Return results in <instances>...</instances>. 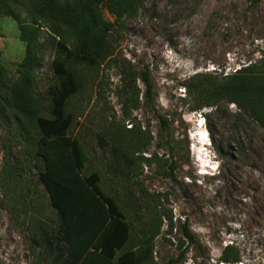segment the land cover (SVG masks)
Segmentation results:
<instances>
[{
	"label": "rangeland",
	"instance_id": "1",
	"mask_svg": "<svg viewBox=\"0 0 264 264\" xmlns=\"http://www.w3.org/2000/svg\"><path fill=\"white\" fill-rule=\"evenodd\" d=\"M13 5L21 22L0 15V71L8 86L19 78L26 54L24 28L33 25L30 6ZM105 17L115 20L108 12ZM44 26L33 89L39 115L50 117L52 91L62 83L56 63L64 56L59 37ZM65 41L74 47L68 31ZM112 44L114 54L105 62L73 65L81 89L68 112L74 115L70 134L88 154L84 174H101L102 189L132 226L128 247L153 237L147 264H228L222 253L235 243L238 264H264V127L233 103L192 111L185 90L197 73L231 76L250 64L264 71V0H143L136 14L115 23ZM130 65L151 72V108L125 88L122 73ZM137 85L144 90L141 80ZM36 129L34 120L0 107V264H63L60 220L38 177ZM5 163L16 171L10 181L16 207L10 209L2 207ZM185 221L202 248L187 242L178 248ZM182 250L186 257L177 262Z\"/></svg>",
	"mask_w": 264,
	"mask_h": 264
},
{
	"label": "trees",
	"instance_id": "2",
	"mask_svg": "<svg viewBox=\"0 0 264 264\" xmlns=\"http://www.w3.org/2000/svg\"><path fill=\"white\" fill-rule=\"evenodd\" d=\"M142 1L0 0V15L12 16L21 22L20 13L13 4H28L32 12L33 25L24 28L22 35L26 54L19 67V78L8 86L4 82L3 71H0V107L13 110L36 123L37 137L33 145L36 156L42 162V166H37L38 177L60 220L59 237L65 244L64 247L62 244L59 246V257L63 259V264H147L152 258L153 237L144 238L137 246L128 247L132 226L124 210L115 197L102 189L99 172L84 174L88 154L84 143L70 134L74 115L68 112L70 100L81 89L73 65L83 63L93 67L110 58L114 54L112 41L115 23H122L126 16L136 14ZM106 12L115 20L107 19ZM44 22L55 34V40L59 37L56 45L64 56L56 63L62 83L52 91L50 117L39 115L40 107L33 89L35 46L41 28L45 27ZM66 31L75 38L73 48L65 41ZM259 66L250 64L225 77L210 73H197L190 77L185 90L192 100L191 110L201 111L223 102L233 103L264 127V71ZM122 74L125 88L131 92L134 100L139 102L142 95L145 106L151 108L155 85L149 68L139 70L131 65L125 66ZM137 80L142 81L144 90L138 87ZM158 117L166 126V117L159 113ZM166 138L173 154L181 156L182 151L176 147L173 136L166 135ZM175 166L178 165L172 166V170ZM7 167L5 163L3 172L7 180L1 184L4 194L2 207L10 209L16 207L13 203L16 198L15 186L10 185L11 179L16 178V171ZM168 220L169 231L173 232V216L168 215ZM157 233L152 232V235ZM180 235L178 248L185 242L188 248L196 245L202 248L187 221L180 225ZM187 251L182 250L176 261L183 260ZM221 262H242L241 252L235 243L224 248Z\"/></svg>",
	"mask_w": 264,
	"mask_h": 264
},
{
	"label": "clouds",
	"instance_id": "3",
	"mask_svg": "<svg viewBox=\"0 0 264 264\" xmlns=\"http://www.w3.org/2000/svg\"><path fill=\"white\" fill-rule=\"evenodd\" d=\"M199 117L201 118V115H199ZM202 125V124H201ZM207 146H208V144H207ZM207 167H209L210 169H212L211 167H210V165H208Z\"/></svg>",
	"mask_w": 264,
	"mask_h": 264
},
{
	"label": "bare ground",
	"instance_id": "4",
	"mask_svg": "<svg viewBox=\"0 0 264 264\" xmlns=\"http://www.w3.org/2000/svg\"><path fill=\"white\" fill-rule=\"evenodd\" d=\"M199 141V140H198ZM199 146V145H198Z\"/></svg>",
	"mask_w": 264,
	"mask_h": 264
}]
</instances>
